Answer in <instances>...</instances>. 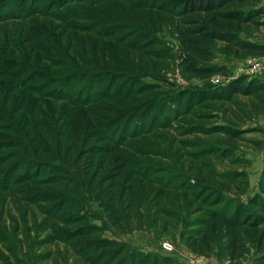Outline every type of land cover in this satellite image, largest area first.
I'll return each mask as SVG.
<instances>
[{"label":"rangeland","instance_id":"1","mask_svg":"<svg viewBox=\"0 0 264 264\" xmlns=\"http://www.w3.org/2000/svg\"><path fill=\"white\" fill-rule=\"evenodd\" d=\"M62 1L0 0V264H100L96 262L99 258L89 262L77 252L79 245L99 238L126 243L143 253L171 256L179 264H191V259L198 264H229L218 261L217 251L204 257L188 244V237L201 231L200 221L216 208L192 202L184 190L152 186L149 179L138 178L140 168L136 172L129 167L110 178L120 165L118 158L133 156V149L122 148L121 156L108 154L93 161L87 158V149L105 147L99 133L110 123L116 136L124 133L134 146L150 144V151L161 152L153 156L156 167H175L192 176H200L201 171L203 178L210 176L209 169L246 174L247 185L236 183L239 189L233 183L219 182L228 198L224 208L233 211L238 201L264 197V107L260 99L236 96L231 102H205L186 110L192 98L186 93L215 91L245 75L264 81V57H227L218 53L224 46L219 44L210 64L223 72L194 77L182 65L194 60L178 39L177 20L160 18L156 37L175 58L156 60L147 50L134 49L135 27L149 30L152 23L130 15L123 22L129 23L134 33L121 29L108 36L111 27L123 23L120 0H95L92 5L93 0L83 4L81 0ZM252 32L250 40L264 44V28ZM74 71L92 73L93 77L71 84ZM104 71L110 72V77ZM67 76L68 83L59 81ZM129 91L133 97H120ZM58 93L67 97L56 100L53 96ZM179 93L184 98L181 111L172 113L166 126H161L165 122L162 117L155 120L158 126L147 133L149 137L132 140L134 134L149 132L153 118L167 109L158 105L151 117L137 115L133 120L136 112L132 108L146 101H165L172 94L178 97ZM106 94L111 100L102 99ZM117 105L126 112L118 113L121 108ZM221 126L245 131L246 142L242 138L229 141L226 134L201 129ZM195 128L201 131L187 132ZM207 148L221 149L190 167L189 158ZM227 148L231 158L219 157ZM50 158L69 166L82 182L83 199L75 213L52 208L49 215L51 203L44 197L60 193L52 184V173H45L42 167ZM234 159L240 164L231 165ZM201 161L209 162V168ZM159 169L156 177L162 175ZM241 186L246 190L238 195ZM71 215L87 220L72 225L67 222ZM86 225L98 228L99 234L86 237L74 233ZM69 238L79 245L68 242ZM165 244L172 245L171 253L164 250ZM254 259L251 247L240 264Z\"/></svg>","mask_w":264,"mask_h":264},{"label":"trees","instance_id":"2","mask_svg":"<svg viewBox=\"0 0 264 264\" xmlns=\"http://www.w3.org/2000/svg\"><path fill=\"white\" fill-rule=\"evenodd\" d=\"M65 1L69 0H63L62 2ZM98 1L101 3L107 0ZM80 2L83 4L85 0H81ZM93 2L89 5L95 4L96 1L93 0ZM120 2L123 12V17L120 16L122 18L121 22L128 20L130 15H132L133 18H141L142 21L152 23L153 29L150 28L149 30L146 27H142V25L135 27V32H138V35L135 33L137 38L134 49L147 50L156 60L175 58L171 50L162 46L161 41L156 37V33L160 31V18L168 16L173 20H177L176 32L178 39L187 56L194 60V63L184 62L182 65L194 77L206 78L223 72L220 67L210 64L215 59V52L219 44H223L224 46L220 47L218 53L227 57L234 56L237 59L264 57V44L250 40V37L253 35V29L260 30L264 28V6L262 5V0H120ZM127 11H129V14ZM121 29H124L128 34L134 33L129 27V23L123 22L118 27H111V35L108 36H114ZM104 74L108 77L111 75L110 72L106 71H104ZM82 77L91 78L93 75L88 72L74 71L70 73L69 82L77 84L83 79ZM68 78L69 76L59 79V81L63 80L60 82L65 84L68 83L66 82ZM199 92L205 93L194 94L193 96H191V93H186V96L192 97L186 106L187 112L191 110L192 106L197 104L201 105L205 102L218 101L231 102L236 96L258 98L264 107V81L253 79L246 75L233 80L224 87L215 89V91ZM177 95H169L165 101L154 104H152V101H146L136 105L134 109L132 108L136 112V115L133 114L131 117L133 120L137 115L140 118L151 117L149 114L154 113L158 105L161 108H167L166 110L162 109L153 118L148 129L149 132L134 134L132 135V140L149 137L147 133H150L153 128L158 126L155 125L157 122L155 120H158L160 117L165 120V122L161 123V126H166L167 120H170L173 116L172 113L178 114L181 111L184 99L183 93L178 97ZM53 97L56 100H63L65 99L63 97H67V95H60L58 93ZM120 97L127 99L133 96L131 95V91H129L125 94H120ZM102 99L111 100L109 94H106ZM147 102H149L148 105H146ZM119 106L122 110L118 109V113L126 112L125 108L121 105H117L116 108ZM108 124L99 133V140H103L104 144H106L105 147L97 145L87 149L88 159L93 161L98 156L108 154L121 156L123 150L133 149L134 152L132 153L133 150L131 151L133 156L129 157L131 159L123 158L122 156L120 159L118 158L120 165L116 166V173L109 175L110 178H113L116 174L120 176L122 172H127L125 170L129 167L135 169L134 171H136V168H140L143 175L141 176L139 172L140 176L138 178H143V180L149 179L152 186L158 185L164 191L173 189L184 190L185 196H192V202L216 208L209 212L205 219L200 221V225L202 226L201 231H194L193 235L188 237V244L194 253L208 257L214 251H217L219 262L227 261L229 264H240L245 256L250 254V248L253 247L255 249V259L250 264H264V197L256 195L250 198L247 203L238 201L232 211L229 206L223 207L228 198L225 196L223 188L218 187L219 182L233 183L238 189L240 187L236 183L240 185L245 184L246 186V174L238 171L219 173L209 169V172H211L210 176L203 178L201 171L199 172L200 176H192L186 174L183 169H176L174 167L169 170L163 165L156 167L153 164V156H159L161 152L150 151V144L140 147L139 144L134 146V143L129 142L130 139L124 137V133L116 136V128L112 129L111 124ZM201 129L205 132L213 130L214 132L226 134L229 141H238L242 138L246 142L243 138L245 134L243 130L237 131L225 126ZM200 131L195 128L187 132L196 133ZM218 149L221 148H207L196 153L193 155V158H189L191 161L190 167L196 164V160H204L215 156ZM223 152V155H219V157L225 156L231 158L229 148ZM59 161V159L50 158L42 162L45 173H52V176H50V179L53 181L52 184L60 192L59 194H48L44 197L51 203L48 210L50 212L49 215H52V208L53 210L60 208L61 211L75 213L80 209V203L83 199V197H80V190L83 189L82 182L69 166L65 164L61 165ZM201 162L203 167L209 168V162ZM230 163L231 165H239L240 161L234 159ZM158 168H160L159 170L162 173V175H159L160 177L155 176ZM130 175H133V173L131 172ZM150 176L154 177L151 178ZM241 189L238 195L244 193L246 190L243 186H241ZM86 220L81 215H71L67 219V222L72 225H82ZM74 233L77 236L88 237L98 235L99 229L93 225H86L77 227ZM74 233H69V235L72 236ZM70 239L67 241L75 245L78 244ZM81 247H83L82 250ZM77 252L89 262H91V258H99L96 262L100 264L101 262L104 264H179L171 256L158 253H143L126 243L105 238L84 242L83 246H78Z\"/></svg>","mask_w":264,"mask_h":264},{"label":"built area","instance_id":"3","mask_svg":"<svg viewBox=\"0 0 264 264\" xmlns=\"http://www.w3.org/2000/svg\"><path fill=\"white\" fill-rule=\"evenodd\" d=\"M164 250H166L167 252L171 253L173 251V247L170 244H165L164 245ZM203 259H205V258H203ZM190 262H191V264H198L197 261L194 260V259H191Z\"/></svg>","mask_w":264,"mask_h":264}]
</instances>
